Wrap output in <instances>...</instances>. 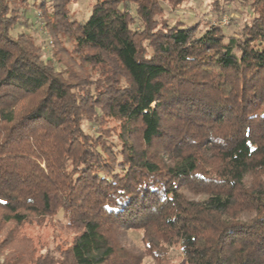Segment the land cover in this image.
I'll use <instances>...</instances> for the list:
<instances>
[{"label":"trees","instance_id":"trees-1","mask_svg":"<svg viewBox=\"0 0 264 264\" xmlns=\"http://www.w3.org/2000/svg\"><path fill=\"white\" fill-rule=\"evenodd\" d=\"M94 1L0 0V264H264V0H214L251 12L234 35L170 23L187 0ZM59 214L67 247L4 254Z\"/></svg>","mask_w":264,"mask_h":264},{"label":"rangeland","instance_id":"rangeland-1","mask_svg":"<svg viewBox=\"0 0 264 264\" xmlns=\"http://www.w3.org/2000/svg\"><path fill=\"white\" fill-rule=\"evenodd\" d=\"M94 0H78L76 5L71 7L72 20L78 22H85L91 15V7ZM225 10L218 14L214 12V0H187L184 4L180 5L178 9L172 10L169 13L170 23L175 24L177 22H183L186 25H201L202 30L206 26L212 25L216 27H223L228 34H236L248 21V15L251 13L247 8L239 6L237 4L231 5L228 8L223 5ZM231 10V11H230ZM36 10L30 13L33 22H37V19H41L40 16H36ZM230 11V12H229ZM37 15H39L37 13ZM218 15V16H217ZM32 22V23H33ZM32 29L35 27H31ZM30 28V29H31ZM37 29V28H36ZM40 31H32V36L36 39L39 46L43 47L46 58L51 56L53 48L50 45V39L47 34L43 32L42 27H39ZM17 31L30 32L29 29H17ZM32 222H27L19 227H15L13 224H9L2 232V237L6 238L8 244L5 249V255L15 256L20 255L28 249V242L25 241L27 236L31 239V244L41 254L46 248H56L60 246L62 248L67 247L74 237V230L67 225V221L63 218L62 214L52 216L46 219L34 218ZM15 228V229H14ZM122 243L131 245L137 248H143L142 232H131L129 235L120 238ZM129 245V246H130ZM24 262L27 263V259L22 257ZM168 259L170 264H185V257L181 248L176 245L169 251ZM3 260V258H2ZM21 263V264H22ZM151 258H145L143 264H151Z\"/></svg>","mask_w":264,"mask_h":264}]
</instances>
